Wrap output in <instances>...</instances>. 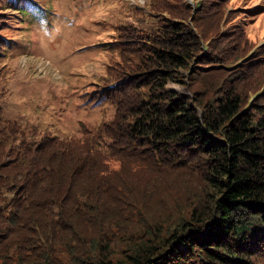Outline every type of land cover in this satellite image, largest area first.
I'll use <instances>...</instances> for the list:
<instances>
[{"label": "trees", "instance_id": "16d2710c", "mask_svg": "<svg viewBox=\"0 0 264 264\" xmlns=\"http://www.w3.org/2000/svg\"><path fill=\"white\" fill-rule=\"evenodd\" d=\"M15 1L0 26L31 15ZM148 1L85 94L109 119L61 138L0 108V264H264V45L241 32L257 5Z\"/></svg>", "mask_w": 264, "mask_h": 264}, {"label": "rangeland", "instance_id": "374dc122", "mask_svg": "<svg viewBox=\"0 0 264 264\" xmlns=\"http://www.w3.org/2000/svg\"><path fill=\"white\" fill-rule=\"evenodd\" d=\"M26 2L31 15L8 11L2 18L8 23L0 26L6 39L0 53V108L26 129L37 127L61 138L77 137L83 129L110 118L111 110L86 103L85 94L96 88L93 82L98 83L108 61L117 57L107 50L121 24L136 20L138 25V17L149 16V1L23 0L22 4ZM194 2L188 0L192 7ZM246 2V6L257 5L258 14L241 32L260 47L264 45V0ZM151 23L147 20L144 26L148 29ZM198 26L192 22L201 31ZM204 34L207 38L214 31ZM167 88L186 93L179 82H169Z\"/></svg>", "mask_w": 264, "mask_h": 264}, {"label": "clouds", "instance_id": "9594fccd", "mask_svg": "<svg viewBox=\"0 0 264 264\" xmlns=\"http://www.w3.org/2000/svg\"><path fill=\"white\" fill-rule=\"evenodd\" d=\"M133 3H143V0H133Z\"/></svg>", "mask_w": 264, "mask_h": 264}]
</instances>
